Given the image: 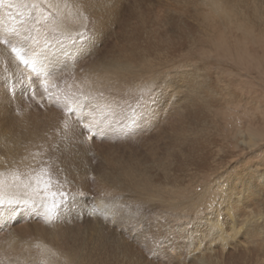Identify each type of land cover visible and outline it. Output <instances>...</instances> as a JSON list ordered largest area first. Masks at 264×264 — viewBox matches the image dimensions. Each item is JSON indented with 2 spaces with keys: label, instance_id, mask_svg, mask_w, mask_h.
<instances>
[{
  "label": "rangeland",
  "instance_id": "374dc122",
  "mask_svg": "<svg viewBox=\"0 0 264 264\" xmlns=\"http://www.w3.org/2000/svg\"><path fill=\"white\" fill-rule=\"evenodd\" d=\"M127 2L121 3L125 4V8L121 11L120 22L114 31L116 33L103 31L100 40L94 42L93 38L92 40L88 38V32L85 31L84 34L79 31L80 35L86 36L77 40L78 44L83 43L77 52L70 49L73 42L68 44L69 40L56 37L62 46V48L57 47L56 51L54 48L56 45L52 44L54 40L46 39L43 42L34 39L32 33L35 21L30 23L29 28L32 31L28 29L25 32L28 35L23 36L24 38L20 40L21 44L19 42L18 45L8 37L0 41V79L3 78L0 82L6 94H9L8 111L1 112L6 114L0 117L15 118L16 125L19 126L16 133L23 129L27 137L35 136L38 132L40 141L49 140L48 146L40 145L34 151L36 158L31 155L30 161L34 163L37 159L41 160L44 171H47L48 176L51 177L52 190L66 193V197L59 195L55 197L57 207L55 218L51 222H45L44 216L41 217L43 220L39 219L42 224H45L43 233H46L48 242H52V249L60 248L63 256L71 259L74 264H264V246L246 245L242 241V235L239 244L237 242L231 244L232 239L230 242L224 241L222 246L217 230L213 229L214 224L203 219L197 220L200 215H207L203 212L206 205L210 203L213 205L221 194L216 183L231 181L233 176L239 174L240 177L251 180V185L246 190L238 185V191L247 192L246 195L250 199L248 203L250 211L246 216L250 217L252 212L253 218L259 217L258 222L264 227V30H262L264 0H260L261 4H256L257 8L254 9L255 16L258 15L259 18L247 21L253 28L261 27L262 35L248 32L247 41L250 42L246 43V47L242 46L241 50L233 52L226 51L229 43L226 37L224 38L222 27L213 29L218 19L210 17L208 19L213 25L210 28L213 30L211 32L213 37L209 39L205 37L200 43L196 42L197 44L191 43L189 49L183 54L173 56V61L180 66L177 65L174 68L178 67V70L187 74L199 67L198 74L200 73L202 77L197 75L198 78L194 82L200 84V80L205 78L208 84L211 83L216 88V93L212 95L213 102L218 104L221 110L215 112L218 110L215 104L214 108L212 107L213 113L212 111L204 114L201 112L196 117L195 122H198V125H191L193 130L188 132L189 145L187 146L191 152L189 155L194 157L197 154L195 150L193 151L195 143L203 144L205 140H209L210 143L207 141L200 150L211 153V156L217 151L220 156L225 157L227 167L215 166L216 174L212 172L213 175L211 173L210 176H203L202 172L205 171L202 168L199 169L201 172L196 171V174L190 169L174 172L173 161L170 162L167 159L162 164L146 156L149 148L156 142L150 144L149 137L146 139V136L139 135L140 131L138 132L137 128H143L146 125L137 126L134 120L138 112L140 115L141 111L145 113L147 108H153L159 101L157 96L165 92L161 85L162 77L156 79L155 89H150L154 91L155 101L151 100L147 106H143L142 101H138V105L123 104V99L118 103L122 97L135 96L143 91H139L141 88L137 86L141 83H145L144 86L147 85L148 79H152L150 72L153 70L157 73L160 71V74L167 75L171 79L173 69L163 67L162 63L152 66L155 63L152 59L162 52L158 49L156 50L160 53L154 52L155 49L152 46L160 43L166 35L163 30L172 27L173 19L178 21L177 24L180 21L183 25L184 23L194 24L186 17L188 12L180 15L181 9L178 11L180 13H157V10H151L145 6L150 3L147 0H128ZM159 2L163 3L164 0ZM181 2L184 1L176 0L172 3L174 5L177 3L176 7L179 9V6H182ZM139 3L141 8H137ZM4 7L5 15H16L17 9ZM253 21L256 22L255 26L251 23ZM194 29L199 36L203 34L202 30L196 26ZM199 38L195 37L193 40ZM118 42L124 49L130 45L131 47L132 45L147 46L153 57L148 61L139 62L136 72L139 73L144 69L148 77L145 75L136 77L137 86H133L136 90L128 89L127 92H130L128 95L112 91H107L104 95L102 94L103 96L99 95L97 101L106 102L107 107H111L112 104L117 105L115 107L117 111L108 114L109 109L98 110V105L96 106L95 103L94 106L88 100H94L85 92L88 90H82L78 88V85L81 82L84 83L88 65L99 63L103 59L108 62L107 58L111 56V52H116L113 48H115L114 45H118ZM224 42L228 43L226 47H223ZM135 48L132 47V49ZM37 50L42 52L44 62H49L53 66L46 69L52 73L46 79L42 78V74L34 71L29 62L37 56ZM50 51L52 53H49ZM47 58L51 60L48 61ZM112 58L115 59L114 56ZM161 59H164V62L168 60L164 55ZM11 61L14 65L16 64L20 76L16 75L18 72L10 71ZM44 62L41 63L43 64L41 69L44 68ZM193 64L197 66L196 69ZM191 80H193V73ZM68 81L71 84L67 85ZM171 81L174 82V79ZM159 86L160 88H157ZM146 88L148 87H144V90ZM187 88V86L184 87L181 92H177L178 95L175 93L171 98L176 100L181 95L183 101L180 100V102L184 103V97H192L196 94L200 96L198 93L201 89L189 91ZM79 91L84 92L79 94ZM123 91L124 89L121 90ZM6 94L4 93L5 96ZM150 99L153 97L150 96ZM175 104L173 107H178ZM17 105L19 108L16 107ZM184 105L179 108L181 113L187 110ZM166 109L157 111L156 120L158 118L161 125L167 124L173 128L177 122L176 114L174 115L176 110L173 114H169L168 107ZM113 113L114 120L118 123L109 121L108 118L112 117ZM21 115L29 117L26 119L30 122L21 121ZM191 121H194V118ZM130 122L132 124H129ZM96 123L105 125L98 129ZM2 125H0L1 135L8 136V130ZM242 140L245 143L242 144ZM167 142H169L168 139L161 140L156 146L166 149ZM177 150L178 148L174 153ZM160 152L161 150H157V153ZM179 154L180 152H177V155ZM169 162L172 164L171 167L168 166ZM247 169L250 172L249 175L241 174V171ZM258 172L263 179L257 177ZM141 175H147L152 182L159 184L160 190L165 194L163 198L155 196V192H150L152 194L150 195L142 190L137 191L131 188L133 181L143 177ZM179 178L181 182H178ZM174 182L177 183L174 184ZM42 202L46 206L52 201L45 198ZM38 205L32 207L37 210ZM27 210L26 212L21 210L25 216L17 214L14 221L0 227V250L7 243L21 237L19 229L22 223L32 228V223L39 222L38 218L33 217ZM42 211L46 213V209ZM196 215L199 216L196 217ZM252 220L254 219L250 221ZM235 221L237 223V220ZM233 224L234 218L222 219L219 229L225 234H230ZM55 227L62 229L65 234L64 244H58L56 239L51 238L50 232ZM32 235V242L23 240V248L29 251L33 250L34 239L40 237L41 233L33 229ZM33 254L29 255V261L25 263L17 257L19 262L17 264H44L45 260L40 259L42 257L34 258ZM6 261L4 258L2 262ZM2 262L0 263L3 264Z\"/></svg>",
  "mask_w": 264,
  "mask_h": 264
},
{
  "label": "bare ground",
  "instance_id": "6f19581e",
  "mask_svg": "<svg viewBox=\"0 0 264 264\" xmlns=\"http://www.w3.org/2000/svg\"><path fill=\"white\" fill-rule=\"evenodd\" d=\"M127 1L128 0H26V1L0 0V41L4 37H8L10 38V40L15 41L18 45L19 42L21 44L20 40L24 37H27L28 35L27 33L25 34V32H27V30L30 29L29 28L30 23L32 21H35V23H33L35 25L33 29L34 32L32 33L34 35V39H38V41L42 40L43 42L46 39H52L54 40L52 41V44L56 45V47L54 46L55 49L57 47L62 48L61 43L58 42L56 37L63 40L65 39L66 41L69 40L68 44H71V42H73L72 46L69 45L70 47H72L70 49H72V51L77 52L79 47L83 46L82 45L83 43L80 45L78 44L77 40H81L82 37L84 38V36H86L84 35L86 32H88L87 35L88 38L91 40L93 38V40H95L94 42L100 40L103 31L116 33L114 31L120 22L121 11L123 10V8H125L124 7L125 4H121V3L124 2L126 3ZM159 1L162 0H154V1L147 0V2L150 3L146 4L145 6L151 10H157V13L158 12H162V13L170 12L171 14L180 13L178 11L181 9L182 13L180 15H185L186 14L185 12H188V14H186L187 15L186 17L189 19V21H192V23L194 24L192 25L189 23L188 24L184 23L185 25H183L182 24L183 22L181 23V21L179 24H177L178 21L173 19L172 27L163 30L165 31L166 35L163 36L162 40H160V43L158 42L155 44V46H152L155 49L154 52L160 53L158 52V50L162 51L161 54L155 56L154 59H152L153 55L149 52V49L146 48L147 46L138 47L132 45V47H136L135 49H132L130 45L131 48L127 47V49H124L122 47V44L118 42L117 43L118 45H114L115 48H113L114 50H116V52H111V56L107 58L108 62L106 61V59H103L100 60L99 63L96 62L88 65L86 70L87 75L86 78L83 80L84 83L83 82L79 83L78 88L80 87L82 90L85 89L88 90L85 92L91 98H94V100L91 99L88 100L91 101V103H93L94 106L96 103V106L98 105L97 106L98 110H101L102 108H105L106 110L109 109L108 114H112V112L117 111L115 108L117 105L112 104L111 102L112 104L111 107H107L105 105L106 102L104 101L99 102V100L97 101V98L99 97V95L102 94L104 95L105 93H107V91H112L116 93L119 92L121 95L124 94L128 95L130 93L127 92L128 89L134 90L135 88H133V86H137L136 85L137 76L141 77L145 75V77H148V75L146 74V70L144 69L140 70L139 73L136 72L137 68L139 67L138 66L139 62L141 63L146 60L148 61V59L150 58L152 59L153 62H155L152 66L155 65L158 66L160 63H162L163 67H167L169 70L173 69V74H171L170 76L171 79H174V82H172L167 75L160 74L159 73L160 71L158 73L157 71L153 72L154 71L153 70L150 72V78L152 79L151 80L148 79V81L146 82L147 85L144 86L145 83H141L137 86V88H141L139 91L141 90L143 91L139 92L135 96L130 95L124 98L122 97L118 103L122 102L123 99V104L126 103L129 105L135 103L136 105H138L137 102L142 101V105L147 106L148 104H150L148 102H150L151 100L153 101L155 97L154 91L150 89L151 88L155 89L154 84L156 82V79L162 77L161 85L164 87L163 90L165 92L163 94L160 92L161 95L157 96L159 101L157 103L153 102V104L155 103L156 105L153 106V108H149V109L147 108V111H145V113L141 111L142 114L139 115V112L137 111L138 113L136 114V118L134 116L135 125L137 126L139 124L146 125L143 128L140 127L137 128L138 132L140 131L139 135L146 136V139L149 137L148 140L150 141V144L156 142L152 144V146L149 148L150 149L148 150L149 153L146 156L152 158L151 159L152 161L154 162L157 161L158 163H162V164H164L163 161L167 159H169L170 162L173 161L174 162L173 164L175 166L173 169L174 172L184 169H190L192 171H195L196 174V171H198L199 173L201 172L199 171V169L202 168V170L205 171L202 172L203 176L204 175L210 176L212 172L216 174L215 166L220 165V167L222 168L227 167L228 163L227 164L225 163V157L220 156L217 151L216 153H213L214 155L211 156V153L209 152L204 153L200 150V148L204 147L206 145V142L209 140H205L203 144L195 143L196 146L194 145L195 147L193 151L195 150L197 154L194 157L189 155L191 152L187 149L188 148L187 146L189 145L188 132L193 130L191 128V125L192 124L198 125V122H195L196 117H198L201 112L204 114L207 111L209 112L212 111L213 113L212 107L216 103L213 102L214 100L212 95L216 93V88H214L213 84L211 83L208 84L205 78L200 80L201 81L200 84L194 82L196 78H198V76L200 78L202 77L200 73L198 74V72L200 71L199 67L197 68V66L196 65L194 66L193 64L194 69L196 68L197 69L192 70L191 72L186 74V72H181V70H178L179 69L178 67L174 68L178 64L177 62L173 61V59L174 57L183 54L184 51L189 49L188 48L189 44L191 43L197 44L196 42L200 43L202 39H205V37L206 39L213 37V33H211L213 32V30L210 29L211 27H213V25L210 24L208 19L210 17L211 19L215 17L218 19L217 21H215L216 24H214L213 29H215L216 27H222L221 29L224 38L226 37L229 43V46H227L226 51L230 50V52H233L238 49L241 50L243 47H246L247 46L246 43L250 42L249 40L247 41V37L249 34L248 32L255 35H262L261 27H260L261 29L258 27L253 28L247 23L248 19L251 20V19L259 18L258 15L255 16L254 9L257 8L256 4H261V2L260 0H182L184 1L181 2L182 6H179V9H177L176 7L177 3L175 5L174 3H172L175 2L176 0H169V2H166V0H164L163 3ZM178 2L180 3V1ZM136 4H134V6H136ZM4 6L8 8L12 7L17 9L16 15L14 16L5 15ZM137 8H141L140 3L139 5H137ZM81 13H83V15H81ZM85 16L87 17V19H84ZM251 23L253 24V26H255L256 22L253 21ZM194 26H196L198 29H201L203 34L200 33L202 35L199 36L198 33L195 32ZM262 30H264V28ZM31 31L32 30L30 29V32ZM79 31H82L84 34L80 35ZM195 37L197 38L200 37V38L193 40ZM226 43L227 42H224L225 46L223 47H226V45L228 44ZM139 48L141 50H139ZM57 50L58 49H56V51ZM36 52H38L36 53L37 56L33 57L29 62L34 68L32 69L34 71H37L40 75L42 74V78L46 79L47 76L52 74L50 70L48 71L46 69L48 67L51 68L53 66L49 62L46 63L44 62L42 58L43 55L41 54L42 52L40 53L38 50ZM49 53H52V51H50ZM163 55L165 56L166 59H168L167 62L165 61L167 66L164 62V59L163 60L161 59ZM112 56H114L115 59H113ZM46 60L49 61L51 59L47 58ZM42 62H44L45 65L44 68L41 69V65H43L41 64ZM187 67L188 66H186V68ZM9 68L12 73L18 72V74L16 75L20 76L16 64L14 65L12 61L9 65ZM192 73H193V80H191ZM2 79H0L1 82ZM14 80L15 79H13V82H15ZM16 80H18V78ZM75 81L76 80H74V82ZM1 82H0V116L6 114L1 112H7L9 108L7 105V102L9 100V98L7 97L9 96V94L8 93L6 94V91H4V88H2L1 86ZM67 83H68L67 85H69L70 81H68ZM160 86L157 88H160ZM186 86L188 87L187 89H189V91L192 90L197 91L198 89H201L200 93H198L200 96L196 94L193 95L192 97L191 96L184 97L185 105L183 102L182 103L180 102V100L183 101L182 100L183 96L180 95L179 97H177L176 100L171 98L172 95H174L175 93L177 94V92L178 93L181 92L182 89H184V87ZM144 87H148V88L144 90ZM122 89H124L123 92H121ZM83 92L79 91L78 93L80 94ZM4 93L7 96H5ZM150 96L153 97V99H150ZM13 98L15 97L13 96ZM178 101L180 103H178ZM196 101L199 102V105L198 102ZM174 104L177 105L178 107H173ZM182 105H184L187 109L184 110L183 113H181L179 109L181 108ZM216 105L218 110L215 111L214 109V111L218 112L221 109L218 104ZM16 107L19 108L18 105ZM166 107H168L169 114H173L174 110H176L174 115L176 114L175 121L177 122L175 124L173 123L174 124L173 128L170 127L169 125L167 126V124L165 126L161 125L158 121V118L156 120L155 116L157 114V111L162 110L163 108L166 109ZM59 108L60 107H58V109ZM188 109H190L191 111H189ZM14 114L16 115V113ZM164 114L167 115V112H164ZM122 116L125 117V115ZM167 116L171 117L169 115ZM20 118L21 121L23 122L29 121L26 119L29 117L25 115L23 116L21 115ZM114 118H115V114L112 117L110 116L108 119H110L109 120L110 122H114L115 121ZM193 118L194 121H191ZM13 119L12 117L9 116L0 119V125L4 124L2 126L6 127V129L9 132L8 136L6 135L3 136L0 133V181L4 182L3 192L6 197H19L20 199H24L26 196H30L31 185L35 183L36 179L38 178V175L44 172V168L42 166L41 160L37 159V162L33 161L34 163H32V161H30L31 155L35 156L34 151H36L40 145L48 146L50 142L48 143L49 140L40 141V136H39L40 133L38 132H36L35 136L30 135L27 137H25L26 134H25V130L23 129L17 131L19 133H16V130L17 128H19V126L16 125L17 120L15 118ZM119 119L120 116L118 117V120ZM126 119H124V121ZM115 123L118 122L115 121ZM97 124L98 123H96V125ZM105 124L107 123L105 122ZM105 124H98L97 126L98 129H100ZM129 124L132 123L130 122ZM13 131L14 133L12 134ZM167 139L169 142H167L168 144L166 143V149H164V147L158 148V146H156L157 143L161 142V140H167ZM209 143L207 145H209ZM243 143L245 142L242 140V144ZM214 146H216V144ZM176 148H178V150L174 153ZM17 149L20 150L18 151ZM157 150H161V152L157 153ZM177 152H180V154L177 155ZM227 161L228 160H226V162ZM170 162L168 164L169 167L172 166ZM213 173L211 175H213ZM249 173L250 172H248V169L246 171H241V174L243 175L244 174L249 175ZM258 173L259 174H257V177L263 179L261 173L260 172ZM141 176L143 177L140 178V180L133 181V183L131 184V188L137 191L142 190V192H144L145 194H150V192H155L154 193L155 196L163 198L165 194L160 190L159 184L157 185L154 182H152L147 175H141ZM16 177H18V179H16ZM180 179L181 178L178 179V182H181ZM176 183L177 182H174V184ZM216 184L219 187V191L221 194L218 196L217 201L213 203V205L211 203L206 205V208L204 209L203 212H206L207 215L205 214H202V216L196 215V217L199 216L197 220L203 219L206 222H212L214 224L213 229L217 230L220 236L221 245L224 241L227 240L228 242H230V240L232 239L233 241L231 244H233L234 242H237L239 244V239L242 235V241L246 245H252L254 247H259V246L263 247L264 227L261 225V223L258 222L260 218L259 217L253 218L254 214L252 215V212L250 217L246 216L247 213L250 211L248 206L250 199L248 195H246L247 192L241 193L240 191H238V185L244 187L245 189L243 190H246V188L249 185H251L250 178L249 179L243 178L240 177L239 174H236L235 176L232 177L231 181H227L225 183L222 181L219 183L217 182ZM26 185L28 186L26 187ZM31 198L35 200V202L31 204V207L39 204L37 210H35L33 207L31 208L30 206L26 207L23 204H17L14 206L15 211L5 210L4 214L0 215V227H2L3 225H7V223H10V221H14V217L17 214H20V216H25V213H21V210L26 212L28 208L29 209L27 211L31 213L33 217L36 216L38 218L37 220L39 221V219H41V217L44 216L43 214H45L44 211H42L46 209L44 202H42V200L44 201V199H40L36 197H31ZM29 210H31L32 212ZM232 218H234V224L232 225L231 228L232 231L230 234L227 233L225 234L224 231L219 229L220 221L222 219H232ZM251 219L254 220L250 221ZM235 220H237V223ZM31 225H33L32 228H28V225L25 223H22L20 225L21 228L19 229V232L21 234V237L19 239H16L14 242L7 243L4 246V248L0 250V262L4 261L5 258V260L7 261L2 262L3 264H17L19 263L17 261V257H18L19 260L21 259L20 261L22 263L23 260L25 263L29 261V257H30L29 255L35 252V254H33L32 257L34 258H37V256L42 257L40 259H42L43 261L45 260L44 264L73 263L71 259H67L66 256H63V251H61L60 248L52 249L51 247L52 242L49 243L46 237V233H43L45 224H42L39 221L36 222V224L32 223ZM33 229L41 233V235L40 237L34 239L35 240V245L33 246L34 248L33 250L29 251L28 249L23 248V242H24L23 240L27 239L30 240V242H32ZM50 233H51L50 234L51 238L56 239L58 244L65 243L66 236L63 233L62 229L55 227V229L52 228ZM236 236L238 239L236 238ZM243 238L246 242L243 240ZM37 248L38 250H36Z\"/></svg>",
  "mask_w": 264,
  "mask_h": 264
},
{
  "label": "snow or ice",
  "instance_id": "6c2138e0",
  "mask_svg": "<svg viewBox=\"0 0 264 264\" xmlns=\"http://www.w3.org/2000/svg\"><path fill=\"white\" fill-rule=\"evenodd\" d=\"M81 15H83V13H81ZM84 19H87V17L85 16ZM45 91H47V88H45ZM16 179H18V177H16ZM27 186L28 185H26V187ZM3 188L4 182L0 181V215H3L5 210L15 211L14 206L17 204H23L26 207L31 206V204L35 202L31 197L40 199L46 198L52 202L46 205V213L44 214L45 222H51L55 218V208L57 207L55 197L57 195L66 197V193L63 191L58 192L52 190V180L51 177L48 176L47 171L38 175L35 183L31 185L30 196H26L24 199H20L19 197H6Z\"/></svg>",
  "mask_w": 264,
  "mask_h": 264
}]
</instances>
